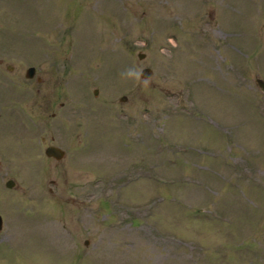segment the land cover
<instances>
[{
    "label": "rangeland",
    "instance_id": "obj_1",
    "mask_svg": "<svg viewBox=\"0 0 264 264\" xmlns=\"http://www.w3.org/2000/svg\"><path fill=\"white\" fill-rule=\"evenodd\" d=\"M257 78L264 0H0V264H264Z\"/></svg>",
    "mask_w": 264,
    "mask_h": 264
},
{
    "label": "water",
    "instance_id": "obj_2",
    "mask_svg": "<svg viewBox=\"0 0 264 264\" xmlns=\"http://www.w3.org/2000/svg\"><path fill=\"white\" fill-rule=\"evenodd\" d=\"M145 58V55L144 54H140L139 55V59H144ZM10 69H12L11 67H10ZM35 74H36V69L35 68H29L27 71H26V78L27 79H33L34 77H35ZM152 71H151V69H144L143 71H142V74H141V78L142 79H149V78H151V76H152ZM257 85L260 87V89L264 92V81L262 80V79H260V78H257ZM95 94L97 95L98 94V91H95ZM127 100V98L126 97H124L123 99H122V101H126ZM47 155L49 156V157H54V158H56L57 160H61L62 158H63V156H64V152L61 150V149H59V148H56V147H50L49 149H48V151H47ZM12 182H9L8 184H7V186L9 187V188H11L12 187ZM2 228H3V221H2V217L0 216V231L2 230Z\"/></svg>",
    "mask_w": 264,
    "mask_h": 264
},
{
    "label": "flooded vegetation",
    "instance_id": "obj_3",
    "mask_svg": "<svg viewBox=\"0 0 264 264\" xmlns=\"http://www.w3.org/2000/svg\"><path fill=\"white\" fill-rule=\"evenodd\" d=\"M38 81H40V80H38ZM52 141H54V139H52ZM50 147H56V148H59V149H61L60 147H57V146H54V145H49L48 147H47V149L45 150V155L49 158V159H52V160H56V161H61V160H63L64 158H65V156H66V153H65V151L64 150H62L63 152H64V156H63V158L61 159V160H57L56 158H54V157H49L48 155H47V151H48V149L50 148ZM13 184H12V187H15V183H14V181H12V180H10ZM10 181H8V182H10ZM8 182H7V184H8ZM10 189V188H9ZM12 189V188H11Z\"/></svg>",
    "mask_w": 264,
    "mask_h": 264
}]
</instances>
